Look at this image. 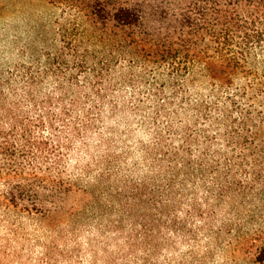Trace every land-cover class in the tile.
<instances>
[{
  "label": "trees",
  "instance_id": "trees-1",
  "mask_svg": "<svg viewBox=\"0 0 264 264\" xmlns=\"http://www.w3.org/2000/svg\"><path fill=\"white\" fill-rule=\"evenodd\" d=\"M21 17L0 264H264V0H0Z\"/></svg>",
  "mask_w": 264,
  "mask_h": 264
},
{
  "label": "rangeland",
  "instance_id": "rangeland-1",
  "mask_svg": "<svg viewBox=\"0 0 264 264\" xmlns=\"http://www.w3.org/2000/svg\"><path fill=\"white\" fill-rule=\"evenodd\" d=\"M43 11H45V15H48L49 12L52 15L58 12L53 9H43ZM34 23L29 17H21L6 20L3 23L5 24L4 29L0 26V70L8 68L19 61L21 48L31 40V28ZM262 227H264V222Z\"/></svg>",
  "mask_w": 264,
  "mask_h": 264
}]
</instances>
